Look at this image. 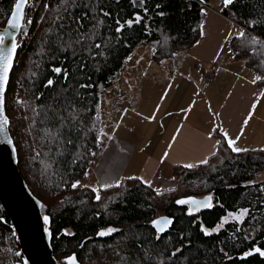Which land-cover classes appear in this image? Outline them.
<instances>
[{"label":"trees","instance_id":"16d2710c","mask_svg":"<svg viewBox=\"0 0 264 264\" xmlns=\"http://www.w3.org/2000/svg\"><path fill=\"white\" fill-rule=\"evenodd\" d=\"M16 1L0 0V26ZM208 6L209 0H36L27 7L6 112L20 171L42 202L59 264L74 253L80 264H264L255 252L264 251V181H254L264 170V149L233 152L217 132L219 146L207 163L172 166L171 190L157 192L136 177L99 191L80 184L104 148L102 94L130 53L150 44L160 61L191 47ZM217 10L245 28L230 46L263 83L264 0ZM210 192L204 211L189 213L177 203ZM161 215L175 219L165 234L151 225ZM20 250L0 203V264H24Z\"/></svg>","mask_w":264,"mask_h":264},{"label":"crops","instance_id":"0c3cea01","mask_svg":"<svg viewBox=\"0 0 264 264\" xmlns=\"http://www.w3.org/2000/svg\"><path fill=\"white\" fill-rule=\"evenodd\" d=\"M239 26L243 32L237 22L208 8L199 39L185 48L174 70L152 63L141 67V54L129 65L128 57L102 94L104 148L80 184L99 191L136 177L157 192L171 190L176 185L172 166L207 161L218 149L217 132L240 149H264V82L230 46ZM198 62L216 67L204 91Z\"/></svg>","mask_w":264,"mask_h":264},{"label":"water","instance_id":"95a60500","mask_svg":"<svg viewBox=\"0 0 264 264\" xmlns=\"http://www.w3.org/2000/svg\"><path fill=\"white\" fill-rule=\"evenodd\" d=\"M28 4L29 0H27V4L23 9L22 18L18 21L20 24L19 28L13 29L9 26L12 14L15 12V5L5 26H0V37L4 39V44L0 45V48L5 49L7 52L13 42L17 44L12 59L13 66L9 72L8 83L4 91L3 112L0 114V119L6 117L8 120L6 127L0 130V203L11 220V225L21 248L20 251L24 256V264H59L54 255L53 235L46 226L49 220L47 219L46 222L42 212V202L33 194L20 171L18 150L10 131V118L6 112V95L11 80V73L17 65L18 37L25 22ZM212 196V194H207L203 197L188 195L178 198L177 201L195 199L211 205ZM209 198L211 199L209 200ZM179 205H187L189 213L204 211L209 208V206L196 207L192 203ZM157 221L160 223H156ZM165 221H170L171 223H165ZM174 221L175 219L171 216L161 215L155 218L151 225L158 233L165 234L173 226ZM202 229H204L203 225ZM73 258L74 264H80L76 253L68 258V264L72 262Z\"/></svg>","mask_w":264,"mask_h":264},{"label":"snow or ice","instance_id":"6c2138e0","mask_svg":"<svg viewBox=\"0 0 264 264\" xmlns=\"http://www.w3.org/2000/svg\"><path fill=\"white\" fill-rule=\"evenodd\" d=\"M235 2V0H224V4L225 6L231 5ZM27 4V0H17V3L15 4V12H13L11 20L9 22V26L13 29L19 28L20 24H19V19L22 18L23 16V9L25 7V5ZM139 17H137V22H139ZM30 23V21H29ZM129 25H131L133 23V21H128L127 22ZM241 35H243V33H241ZM4 44V39L3 37H0V45ZM97 47H99V45H97ZM17 48V44L15 42L12 43L11 48L9 50H7V52L5 51V49L0 48V114H2L3 112V106H4V91L6 88V85L8 83V79H9V72L12 68V59H13V54L15 53V50ZM55 71L59 72L60 69L57 68L55 69ZM257 80L260 79V77L256 78ZM53 82L51 80L48 81V84L51 85ZM255 107V105L253 106ZM249 119H251V116H249ZM245 123H247V120L245 121ZM8 124V120L6 117H4L3 119H0V130H3L6 125ZM225 135L227 136V133H225ZM235 141L231 138L228 139V146L230 148H232L233 152H241V151H247L246 149H240L238 147H235ZM202 163H207V161H202ZM185 167H192V165H185ZM148 183V182H145ZM118 186V185H116ZM73 188L77 187V184H73L72 185ZM97 200L100 199L99 195H97ZM211 198H209L210 200ZM177 203L179 204H185V203H192L194 204L196 207H201V206H210L207 205L206 202H201V201H197L195 199H191V200H179L177 201ZM243 214V213H242ZM237 219H239V217H237ZM45 220L47 222V217H45ZM156 223H160L159 221H157ZM165 223H171L170 221H165ZM161 231H163V229H161ZM100 235H105V233L101 232ZM255 252L259 253L260 255H264V251H262L259 248L255 249ZM252 253H248V255H251ZM70 264H74V258L72 260V262H70Z\"/></svg>","mask_w":264,"mask_h":264},{"label":"rangeland","instance_id":"374dc122","mask_svg":"<svg viewBox=\"0 0 264 264\" xmlns=\"http://www.w3.org/2000/svg\"><path fill=\"white\" fill-rule=\"evenodd\" d=\"M223 3H224V0H209V6H208V8L209 9L210 8L219 9L220 6ZM32 5H33V3H32ZM241 32H242V29L239 26V27H236L235 30H233L232 35L240 34ZM228 46H229V42H227V47ZM227 49L231 53L232 50H230V47H228ZM185 50H186L185 48H179L176 51H174V53H173V55H172L171 58L170 57L169 58H163L164 60L161 59L160 61H157L153 57L154 50H153L152 46L150 44L143 43V45L135 48L131 52V54L128 56L129 57L128 58L129 59L128 64L130 65L131 63H136L137 62V60H136L137 55L138 54H141V56H142V60H141V63H140V66L141 67L148 68V67H150L149 64L152 63V64H154V67H156V68H166L167 70L168 69H173L174 70L176 66L178 67L181 64V60L178 59V58L180 56H181L180 58H182V55H184V53H186V52H184ZM196 60H197V58H196ZM16 63H17L16 66H18L19 62L17 61ZM246 65L247 64H246V59H245V67L248 66V65L247 66ZM249 68H247V69H249ZM250 71H252V70L250 69ZM256 74L260 77V75L257 72H256ZM15 81H16L18 87L23 86V76L16 78ZM13 93H15V96L17 97V99L20 98V96H21V99L23 98L22 97L23 95L20 94V91H19L18 88ZM108 94H110V92L109 91H106V95H108ZM105 130L106 129L104 128V123H102V127H101V134L102 135L104 134ZM254 181H264V170L261 171V173L259 174V176L256 177ZM207 194L208 193H203L200 196L203 197V196H205Z\"/></svg>","mask_w":264,"mask_h":264},{"label":"built area","instance_id":"2783aa9c","mask_svg":"<svg viewBox=\"0 0 264 264\" xmlns=\"http://www.w3.org/2000/svg\"><path fill=\"white\" fill-rule=\"evenodd\" d=\"M36 0H29L28 6H32ZM245 29V28H244ZM197 66L201 70V78L199 80V87L202 91L207 89L215 78L216 67L213 63L198 62Z\"/></svg>","mask_w":264,"mask_h":264},{"label":"flooded vegetation","instance_id":"af4514ba","mask_svg":"<svg viewBox=\"0 0 264 264\" xmlns=\"http://www.w3.org/2000/svg\"><path fill=\"white\" fill-rule=\"evenodd\" d=\"M212 192H210V194H211ZM209 194V193H208ZM213 194V193H212ZM198 197H201V196H198ZM212 202H213V198H212ZM212 204V203H211ZM179 205V204H178ZM180 206H183V205H180ZM185 207H187V209H188V206L187 205H184ZM197 212H199V211H197ZM237 217H239V219L242 217V216H237Z\"/></svg>","mask_w":264,"mask_h":264}]
</instances>
